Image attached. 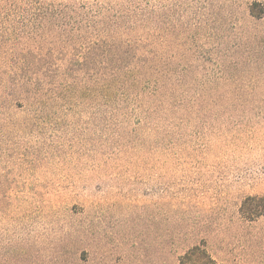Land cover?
Instances as JSON below:
<instances>
[{
  "label": "rangeland",
  "instance_id": "1",
  "mask_svg": "<svg viewBox=\"0 0 264 264\" xmlns=\"http://www.w3.org/2000/svg\"><path fill=\"white\" fill-rule=\"evenodd\" d=\"M253 1L162 0L173 51L229 94L159 138L94 108L30 120L0 68V264H177L194 245L264 264V53L258 67L241 54Z\"/></svg>",
  "mask_w": 264,
  "mask_h": 264
},
{
  "label": "trees",
  "instance_id": "2",
  "mask_svg": "<svg viewBox=\"0 0 264 264\" xmlns=\"http://www.w3.org/2000/svg\"><path fill=\"white\" fill-rule=\"evenodd\" d=\"M262 20L264 3L253 1L241 54L256 67ZM0 29L1 85L30 120L94 108L102 122L123 120L130 131L159 138L179 119L207 116L212 99L229 94L198 84L200 61L173 51L174 11L168 16L162 0H0ZM177 264L218 263L194 245Z\"/></svg>",
  "mask_w": 264,
  "mask_h": 264
}]
</instances>
